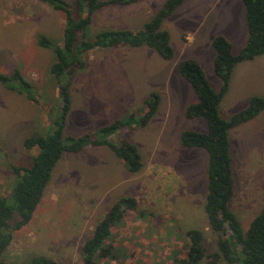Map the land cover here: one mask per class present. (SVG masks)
<instances>
[{
  "label": "rangeland",
  "instance_id": "1",
  "mask_svg": "<svg viewBox=\"0 0 264 264\" xmlns=\"http://www.w3.org/2000/svg\"><path fill=\"white\" fill-rule=\"evenodd\" d=\"M65 1L72 6L77 2ZM166 1L148 0L141 7L114 13V21L122 25L136 18L132 22L140 26L132 31H137ZM155 6L153 15L137 16ZM243 8L242 0H186L163 25L172 38V61L146 47L93 50L85 56V68L71 77L75 109L72 104L65 136L95 133L131 112L144 116L145 101L158 93L159 110L145 128L124 130L112 138L135 144L144 167L132 174L117 159L88 150L65 154L33 219L13 234L4 256L7 262L31 264L33 257L46 256L58 264H81L83 247L96 226L126 197L134 198L137 208L125 212L120 223L112 226L105 246L111 247L113 258L99 259L98 264L170 263L185 257L191 230L203 232L208 255L217 251L219 235L211 230L205 209L208 154L181 145L183 132H206L208 125L204 119L186 118V108L198 98L177 66L186 59L198 61L219 90L222 83L214 72L212 42L224 36L235 54L243 50L248 39ZM108 10L101 12V22L108 20ZM83 15L75 11L76 19ZM65 24L62 11L40 0H0V72L11 76L19 71L32 84L38 101L0 85V198H7L16 183L13 167H31L38 155V148L25 147L26 139L50 133L59 115L58 85L50 72L56 55L51 49L44 55L36 51L28 31L57 43L64 38ZM101 26L91 24L88 39L99 34ZM262 58L263 67L258 72L249 68L226 95L222 118L247 108L254 96L264 97ZM246 76L254 77L256 85ZM230 143L235 175L231 209L246 232L264 209V111L233 128Z\"/></svg>",
  "mask_w": 264,
  "mask_h": 264
},
{
  "label": "trees",
  "instance_id": "2",
  "mask_svg": "<svg viewBox=\"0 0 264 264\" xmlns=\"http://www.w3.org/2000/svg\"><path fill=\"white\" fill-rule=\"evenodd\" d=\"M40 1L54 10L62 11L66 16L61 46L45 36L37 38L41 48L51 49L56 55L50 72L58 84L59 115L50 133L26 139L25 147L28 150L38 148V155L31 167H13L16 183L7 198H0V264H11L4 256L13 241V234L33 219L53 172L65 154L79 153L90 146H108L131 173H139L143 169L144 163L138 147L128 140L114 142L112 138L124 130L145 128L157 114L161 96L153 92L148 97L144 116L131 112L95 133L79 138L67 137L64 129L73 104L71 77L85 68V56L95 49L146 47L156 51L163 60L172 61L175 50L171 35L163 25L186 0H167L153 19L137 31L105 30L91 39H88L87 32L97 11L108 6L129 5L142 0H77L73 6L65 0ZM242 3L248 27V39L243 50L235 54L233 44L224 36H218L212 42L216 54L214 72L222 83L219 90L212 86L198 61L186 59L177 66L180 76L198 98L197 103L186 108V118L204 119L208 125L206 132H183L181 145L187 150L202 149L208 154L205 209L211 230L219 235L217 251L208 255L203 232L191 230L187 233L189 246L185 257H176L165 264H264V209L246 232L231 209L235 197V179L230 143V131L233 128L254 120L264 111V97L254 96L247 108L228 119L222 118L220 110L230 90L235 68L241 63L264 56V0H242ZM76 10L84 14L80 19L75 18ZM0 85L25 95L32 102H38L32 84L19 71L11 76L0 72ZM136 208L137 201L131 197L122 198L111 208L84 245L81 264H98L99 259L113 258L111 247L105 246L111 228L120 223L125 212ZM31 264L58 263L46 256H35Z\"/></svg>",
  "mask_w": 264,
  "mask_h": 264
},
{
  "label": "crops",
  "instance_id": "3",
  "mask_svg": "<svg viewBox=\"0 0 264 264\" xmlns=\"http://www.w3.org/2000/svg\"><path fill=\"white\" fill-rule=\"evenodd\" d=\"M105 1V0H103ZM146 1L148 0H142V1H139L138 3H134V4H129V5H116V6H108V7H104V8H109L111 10H108L110 11L108 14V20H106L105 22H101L102 21V16H101V12L103 11L104 8H101L99 11H97L93 17V21H92V24L93 25H102L100 28L101 32L102 31H105V30H134V29H137L140 25H135V22H132L133 20H135L134 18L132 19L130 17V19L127 20L126 23L124 24H119V23H115L114 21V13H117V12H127L129 11V9H131L132 7H141L143 5V3H146ZM150 1V0H149ZM243 12H245L244 14H246V10H245V6L243 4ZM156 8V6L154 8H150L148 10L145 11V13L143 14H139L137 16H140L141 15H153L155 12L154 9ZM151 9H153V11H151ZM151 12V13H150ZM132 16V15H131ZM245 20V19H244ZM66 25V24H65ZM122 26V27H121ZM164 28V26H163ZM165 29V28H164ZM166 30V29H165ZM35 32L34 31H28V35H29V40H30V44L32 45V47L37 51V48H38V51L41 55H44L46 52H45V48H41L38 43H37V36L36 34H34ZM227 38V37H226ZM228 39V38H227ZM230 40V39H229ZM171 42H172V38H171ZM58 45H62L63 44V40L61 41H58L57 42ZM113 49H124L126 51H131V50H128L129 47H126V46H118L116 48H113ZM134 49V48H132ZM95 50H100V49H95ZM53 51V50H52ZM54 54V57H55V53L52 52ZM262 56L260 57H257L256 59L252 60V61H247V62H244V63H241L239 64L234 72H233V75H232V79H231V84H230V90L228 92V94L231 93V90L236 87L238 85V81L240 80L241 76H243L242 74H244L249 68H254L253 72L256 71L258 72L259 69H261V67H263V62L262 61ZM215 58L213 59V62H214ZM52 66V65H51ZM50 66V68H51ZM258 75V74H256ZM247 77V76H246ZM248 78V77H247ZM250 80V84L251 85H256V79H254V77H250L248 78ZM258 79H262L261 78H258ZM57 82V81H56ZM244 82V81H243ZM58 85V84H57ZM128 86L130 87V84L128 83ZM9 90V89H8ZM9 91H12V90H9ZM227 94V95H228ZM19 95H23V94H19ZM25 96V95H24ZM71 96H72V93H71ZM26 97V96H25ZM72 103H73V107L75 106V101H74V98L72 96ZM82 107V106H81ZM83 108V107H82ZM75 109V107H74ZM86 110V108H84ZM73 111V109H72ZM115 122V121H114ZM113 123V122H112ZM111 124V123H110ZM101 149H105V150H102L100 151ZM106 149H109V150H106ZM185 149V148H184ZM89 151L90 153H93L94 155H100L102 158H105V157H109V158H112V159H117V161L124 167L123 170L127 169V167L125 166V164L117 157V155L115 154V152L108 146H102V147H88L85 149V151ZM60 162V161H59ZM59 164V163H58ZM57 164V165H58ZM57 167V166H56ZM56 169V168H55ZM128 170V169H127ZM55 171V170H54ZM233 171H234V165H233ZM131 173V172H130ZM133 174V173H132ZM53 175H54V172H53ZM52 179H53V176H52ZM51 179V181H52ZM234 179H235V175H234ZM50 181V183H51ZM49 186V185H48ZM47 190V189H46Z\"/></svg>",
  "mask_w": 264,
  "mask_h": 264
}]
</instances>
